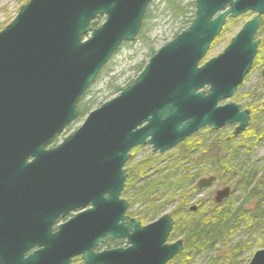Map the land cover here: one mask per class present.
<instances>
[{"label":"water","instance_id":"water-1","mask_svg":"<svg viewBox=\"0 0 264 264\" xmlns=\"http://www.w3.org/2000/svg\"><path fill=\"white\" fill-rule=\"evenodd\" d=\"M152 1L29 0L0 32V158L27 167L25 157L35 154L30 173L41 174L25 182L33 189L23 203H3L1 195L0 264H70L79 255L82 264H167L181 253L182 241L166 242L174 225L169 213L142 226L126 216L123 167L140 145L165 153L203 127L238 123L237 133L245 130L250 112L233 101L219 104L253 68L264 0H196L189 26L158 48L132 84L43 151L78 118L79 101L112 55L139 34ZM250 11L255 15L223 52L204 61L228 20ZM100 15L104 21L92 27ZM216 178L204 176L195 186L211 187ZM230 193V186L218 190L215 202ZM89 203L55 233L24 221L32 222V211L53 220ZM121 238L128 247L94 251ZM248 264H264V240Z\"/></svg>","mask_w":264,"mask_h":264},{"label":"rangeland","instance_id":"rangeland-1","mask_svg":"<svg viewBox=\"0 0 264 264\" xmlns=\"http://www.w3.org/2000/svg\"><path fill=\"white\" fill-rule=\"evenodd\" d=\"M28 1L29 0H0V32L4 30V28L14 19L20 8L24 6V4L28 3ZM172 1L174 2L175 0ZM179 1L181 5L180 8L170 5L169 0H153L151 5L147 6L148 8L143 16L144 19L139 34L136 36L133 42H124L117 52L112 55L108 63L102 67L101 71L99 72L100 74L78 103V107L80 108L78 118L72 124H70L66 130L62 132V134L57 136L58 139H56L59 141L58 143L62 142L63 138L72 134L83 124L86 115H81L82 107H80V102L82 105L84 103L86 104L88 101H90L89 104L94 103L90 110L92 111L93 109L100 107V105L104 102L113 99L114 96L118 95L113 94L116 87L119 86L125 88L131 81H134L135 78L141 73L138 71L148 63L149 58L153 55V53L157 51L158 48L165 45V43L173 40L176 34L185 29L186 26H189L192 19L194 18L193 14L196 8V0ZM148 13L149 17L146 18ZM254 15L255 13L250 11L240 15L236 19H231L223 33L220 35L219 39H217L211 46L212 48L205 56V61H208L210 58L223 52V50L227 47L231 39L240 30L244 23L250 20V18H252ZM104 18V16L100 17L98 21L99 25L104 21ZM256 39L260 41L261 45L257 52V55L258 53L262 55L260 57L261 60L257 59L258 57H256L251 72L242 85L238 87L235 95L232 96V98L224 99L221 102L222 104L234 100L244 107L252 109L253 114L250 125H248L240 134L235 133L234 130L237 123H234L226 124L219 130H211L209 127H203L191 135L198 142H201V147L202 145L209 144V142H211V140H213L215 137H219L222 140H224V138H228L231 140L230 142L232 143V148L236 147V149L230 150L229 153L236 155L239 159H242V161L247 159V163L249 164H259L261 163L259 162L260 159H264V80L260 75L264 65V16L261 21V26L257 32ZM247 128L249 129L246 130ZM247 131H250V133L255 131V135L253 136L255 137L257 134V137L252 138L248 133L245 136L242 135ZM200 146L198 147L201 148ZM178 153V147H174L164 154L154 153L153 147L150 144L138 146L137 148L133 149L131 151L130 159L123 168L128 169L127 181L132 175V178L135 182L132 185L131 190L123 194V198L130 200L132 196L135 197L137 195V191L135 189H137L142 182L141 177L139 178V176L134 175V172H132L134 169L133 167L137 168L141 165L145 168L151 163V161L153 163V161L156 159L150 167L151 169L148 174L144 175L148 178L157 177L160 173L158 169H160V167H164L166 170L168 168L166 164H168V162L171 163V161H174V158L178 157ZM146 162L148 163L146 164ZM165 172L166 171H163L162 173ZM211 173H214V170L209 167V173L204 174L203 178L204 176L208 177L213 175ZM235 180L236 178L232 175V171L229 173H222L220 176H218V180L215 183L213 190L223 188L225 187L224 185L232 183V181ZM170 193L171 192H166L165 195L162 196V200H168L167 196ZM239 193L240 189L238 187L233 191V195L229 200L236 198L237 194ZM207 195L208 190L195 193L191 197L192 199L190 204H194L198 199L206 198L207 200L205 199L204 206L208 205L209 199L211 197H207ZM177 199L178 196H174L172 201L168 200L164 210L171 212L173 207L177 206L179 203ZM139 204V202L135 203L134 208ZM160 216L161 214L157 215L154 220L158 219ZM144 222H146V225H148L152 223V220H144ZM254 229V232H251L250 229L240 226L239 230H237L234 235V244L242 243L248 239L251 241V250L244 253L243 257H250L251 254L253 255L262 247L263 241L261 242L258 238L257 227ZM178 237L179 235H175L174 237L169 238L168 242L173 243L175 240L179 239ZM124 242V238L115 241L111 239L106 240L102 244H99V246L94 249V251L100 252L102 250H111L112 248H118L121 246L126 247L127 244H124ZM207 259L208 255L205 252H200L197 253L191 264H206ZM83 261V257L79 255L70 264H82Z\"/></svg>","mask_w":264,"mask_h":264},{"label":"trees","instance_id":"trees-1","mask_svg":"<svg viewBox=\"0 0 264 264\" xmlns=\"http://www.w3.org/2000/svg\"><path fill=\"white\" fill-rule=\"evenodd\" d=\"M169 4L181 7L179 0H169ZM148 17L149 13L146 15V18ZM99 19L100 17L96 18L92 23L94 27L99 25ZM142 69L143 67L138 72ZM121 90L123 88L118 86L113 94H118ZM89 103L90 101L82 105L80 102L82 116L93 107L94 103ZM247 133L255 135V131H247L243 135ZM230 141L228 138L222 140L215 137L209 144L201 147V142L191 136L178 146V157L166 164L168 168L165 170L160 167L157 177L148 178L144 175L148 174L156 159L145 168L141 165L133 167L134 175L142 179L140 186L135 189V198L145 203L151 220L162 211L166 201H172L174 196H178L179 203L174 208L177 220L174 230L181 233L185 241V249L179 255L183 264H190L188 259L191 260L200 252L208 255L206 264H248L252 254L250 257H243V254L251 250V241L248 239L242 243H233L234 235L240 226L250 229L251 232L257 227L259 240L262 242L264 239V159H260L259 164H249L247 159L242 161L229 153L230 150L236 149L232 148ZM209 167L214 170L211 174L217 176L232 171L236 180L231 185H238L240 193L222 206L215 205L212 199L204 206L205 200L200 199L198 210L193 212L188 209L192 199L190 195L196 190V181L209 173ZM163 171L166 172L162 173ZM129 179V184H134L132 175ZM166 192H171L167 196L168 200L159 202ZM191 253L194 255L188 258Z\"/></svg>","mask_w":264,"mask_h":264},{"label":"flooded vegetation","instance_id":"flooded-vegetation-1","mask_svg":"<svg viewBox=\"0 0 264 264\" xmlns=\"http://www.w3.org/2000/svg\"><path fill=\"white\" fill-rule=\"evenodd\" d=\"M258 55L256 56V57H258L257 59H259V57L262 56L259 53H258ZM255 60H256V58H255ZM263 69H264V65H263V68H262L261 73H260L261 77L264 80ZM236 92L237 91H235V93ZM235 93L232 96H234ZM232 101L237 103L238 105H240L242 110H248L250 112L249 119H248L249 120L248 125H250V123L252 122V120H251L252 119V114H253L252 113L253 112L252 109H250V108L248 109V108L244 107L243 105H241L240 103H238V102H236L234 100H232ZM232 101H230V102H232ZM237 126H238V124L236 125V128L234 130L236 134H238L237 131H236ZM248 129L249 128H247L246 130H248ZM242 132H240V133H242ZM243 134H245V133H243ZM251 137L252 138H256L257 134H256L255 137L254 136H251ZM56 138L57 137L54 138V144L52 142H50V143H48L46 145H43V151H48V150H51L52 148L58 146L59 145V143H58L59 141L57 140L58 138L57 139ZM35 158H36L35 154L27 155L25 157V160L23 161V164L26 165L27 167H24L23 165L20 166V164L18 162L14 161V160H11L9 158H4V157L0 158V199L3 196V203L8 202V201H10L11 203L12 202L23 203L24 201L28 200L31 197L29 195V193L33 189L32 185L25 184V182H28L30 180V178H32V175L33 176H38V177L41 176V174H37V173H35L33 171L31 172L32 174L30 173L29 165L35 160ZM158 171L160 172V169H158ZM216 177L217 178H216L215 182L211 185V187H207V188H204L203 190H201V189H199L198 187L195 186L196 190L190 196L192 197L195 193H199V192H203L205 190H208L207 197H211L209 199V201L212 199L215 205H220V206L227 204L228 201H230L229 200L230 197H232V195H233V191L236 188H238L239 186L236 185V187H235V186H233V184L231 185V183H228V184L224 185L225 187L226 186H230L231 187V193L229 194V196L223 202L216 203L215 202V198H216L215 195H216L217 191L220 190V189L225 188V187H223V188H219V189L213 190V188L215 187V183L218 180V176L217 175H216ZM129 181H130V179L125 184V187H124L123 192L121 194V198H123V194H125L126 192H129V190H131V187H132L133 184L130 185ZM233 182L234 181H232V183ZM132 197H131L130 200H127V198H123L128 203V208L126 209V211H125L126 213L125 214L130 219L132 218V219L138 220L141 223V226L142 225H146V222H144V220H151V219H150L149 215L147 214V208L145 206V203L142 200H137L135 197H133V198ZM231 200H233V199H231ZM137 202H139L140 204L137 205V207L134 208V204L137 203ZM159 202H162V198L159 199ZM166 203H167V201H166ZM199 203H200V199H198L194 204H189L190 206L188 207V209H190L193 212L197 211ZM91 206H92L91 203H89L86 207H77V209H75V210H70L68 213H66L65 216H58V217H56L53 220H52V216L50 215V213H44L43 211H41L38 214V213H35V212L32 211L31 213H33V215H34V218H33L32 222H31V218H28V217H24V221H25V224L27 225V227H29V229H31V230L38 229L41 232V231H44L46 228H48L50 233H55L58 230V228H59L58 225L66 223V221L74 218L77 215V213L82 212L84 210H87V208H90ZM164 208L165 207H163L162 211L160 213H158L157 215L161 214V216H163V214L169 213L171 215L172 220H174V225H173L172 230H171L172 232L170 233V235H169V237H168V239L166 241L167 244H172V243H169L168 240H169V238H172L175 235H179V237H178L179 239H177L175 241H182V243H183V249H182L181 253L175 255V257L170 259L167 262V264H183L182 263V259L179 258V255H181L183 253L184 249H185V241H184V239L182 237V234L179 233L178 231L174 230L175 226H176V222H177L176 213L174 212V208H176V206L173 207L171 212H167L166 210H164ZM127 212H128V214H127ZM156 216L154 218H152V222H155L154 219L156 218ZM124 239H125L124 244H127L126 238H124ZM116 240H118V239H116ZM113 241H115V240H113ZM173 243H175V242H173ZM100 244H102V243H100ZM128 246L129 245L127 244L126 247H128ZM121 247H123V246H121ZM121 247H118V248H121ZM38 248H39V246H38V244H36L35 246L31 247V249L28 252H26V255L36 251V249H38ZM193 255H194V253L189 254L188 258H190V256H193ZM193 260H194V257L191 260L188 259L190 264L192 263Z\"/></svg>","mask_w":264,"mask_h":264}]
</instances>
